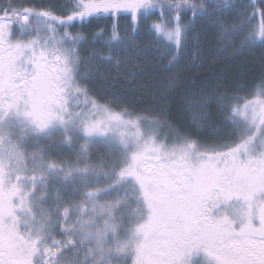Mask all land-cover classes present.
<instances>
[{"label": "snow or ice", "instance_id": "6c2138e0", "mask_svg": "<svg viewBox=\"0 0 264 264\" xmlns=\"http://www.w3.org/2000/svg\"><path fill=\"white\" fill-rule=\"evenodd\" d=\"M205 18L233 54L264 46V0L0 2V264H264V77L250 98L222 82L185 97L196 132L228 130L211 142L163 106L138 113L89 87L101 65L140 75L127 66L141 22L172 49L171 70ZM101 19L107 55L95 49L84 74L82 29Z\"/></svg>", "mask_w": 264, "mask_h": 264}, {"label": "trees", "instance_id": "16d2710c", "mask_svg": "<svg viewBox=\"0 0 264 264\" xmlns=\"http://www.w3.org/2000/svg\"><path fill=\"white\" fill-rule=\"evenodd\" d=\"M2 2V0H0ZM36 3H48V0H35ZM58 3L59 0H54ZM207 2V0H206ZM230 3L242 5L248 0H230ZM234 12L224 16L227 20H232ZM185 18L192 19L191 13ZM154 19V18H153ZM257 16L256 21L258 22ZM203 19H197L196 26L202 32L201 54L195 59L194 65L188 64V57L181 52L179 63L175 68L169 70L168 60H158L146 62L136 58V62L142 64V71L135 79L126 77L125 68L119 70L111 65H101L105 69L103 76H94L89 81V87L98 94V97L108 99L119 97L126 102L129 110L135 109L138 113L155 111L159 106H163L168 114V120L173 126L193 132L197 138H207L209 142L216 130L227 135L228 130L223 129L217 123L215 126L210 122L209 126H201L196 132L195 125L188 119L183 111L182 102L185 97L197 95L205 84H215L222 82L223 88L229 90V94H234L233 89H242L236 94L251 97L252 92L260 84L264 77V46L259 42L250 51L241 54H233L232 50L226 49L216 38V28L211 25L203 24ZM121 33L130 24V18L121 16L119 18ZM112 21L101 19L93 21L91 25H86L82 31L88 35V41L81 48V56L84 60L81 63V72L86 74L90 64L95 61H88L87 57L93 55L95 49H100V54L107 55L102 41L94 39V34L100 29H110ZM152 20L141 22L140 30L146 36L148 25ZM81 30L79 28L73 31ZM149 59V58H148ZM134 64H130L132 68ZM174 81L170 84L169 81ZM211 121H221L222 117L217 113L215 105L209 108ZM166 131V130H165Z\"/></svg>", "mask_w": 264, "mask_h": 264}, {"label": "rangeland", "instance_id": "374dc122", "mask_svg": "<svg viewBox=\"0 0 264 264\" xmlns=\"http://www.w3.org/2000/svg\"><path fill=\"white\" fill-rule=\"evenodd\" d=\"M62 2V0H59L58 3ZM246 6V4L237 5V7ZM230 12L222 13V16H226ZM130 18V17H129ZM185 22L188 20H191L189 18H184ZM197 21V20H196ZM204 27L206 25H211L212 22L209 21L207 18L203 19ZM195 32L200 33V41L197 44L195 41L189 40L188 44L186 45L185 49L182 51L185 53V56L188 57V64L194 65L195 59L198 57V54H201V37L202 32L199 30V28L196 26L195 22ZM146 36L143 34V30H139V32L136 35V51L139 52V55H133L131 57L133 64L135 63L136 58H140V61H143V63L155 61V63H158V60H169L171 58V55L173 54L172 49L169 45H167L163 40H158L157 37L152 34L151 32L147 31ZM145 57H148L145 60ZM128 69H130V66H127ZM250 98V97H249ZM183 111L185 112V115L190 121L194 124L193 121V115H199L197 109L194 107L191 110L185 107V101L182 102ZM67 155L71 156V153H67Z\"/></svg>", "mask_w": 264, "mask_h": 264}]
</instances>
